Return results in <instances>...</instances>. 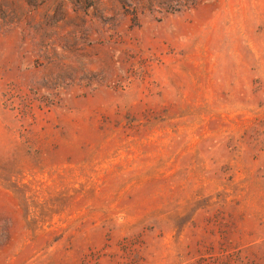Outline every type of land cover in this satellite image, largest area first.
<instances>
[{"label": "rangeland", "instance_id": "obj_1", "mask_svg": "<svg viewBox=\"0 0 264 264\" xmlns=\"http://www.w3.org/2000/svg\"><path fill=\"white\" fill-rule=\"evenodd\" d=\"M0 264H264V0H0Z\"/></svg>", "mask_w": 264, "mask_h": 264}]
</instances>
